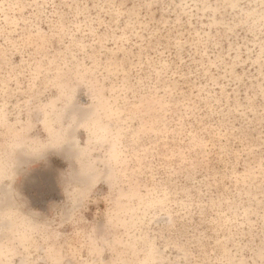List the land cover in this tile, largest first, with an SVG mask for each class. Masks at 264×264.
<instances>
[{"label": "rangeland", "instance_id": "obj_1", "mask_svg": "<svg viewBox=\"0 0 264 264\" xmlns=\"http://www.w3.org/2000/svg\"><path fill=\"white\" fill-rule=\"evenodd\" d=\"M7 185L0 264H264V0H0Z\"/></svg>", "mask_w": 264, "mask_h": 264}, {"label": "snow or ice", "instance_id": "obj_2", "mask_svg": "<svg viewBox=\"0 0 264 264\" xmlns=\"http://www.w3.org/2000/svg\"><path fill=\"white\" fill-rule=\"evenodd\" d=\"M35 133H39V129L35 130ZM53 146H57L53 144ZM24 154L16 153L14 168L5 166L4 172L7 176H14L17 173L22 172L26 167V162L23 158ZM7 159V155H6ZM54 185L50 180H44L38 183L32 190V195L35 199H46L52 191ZM24 202L17 195L12 185H7L0 194V237L8 239L13 232L14 226L21 219L23 213ZM24 219H27L25 216ZM31 238V237H29ZM51 251V248L48 249Z\"/></svg>", "mask_w": 264, "mask_h": 264}]
</instances>
